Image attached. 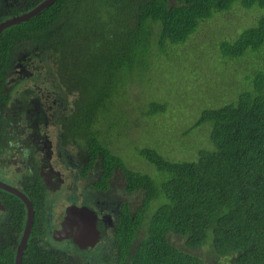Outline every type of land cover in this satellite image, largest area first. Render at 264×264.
<instances>
[{
  "label": "trees",
  "instance_id": "trees-1",
  "mask_svg": "<svg viewBox=\"0 0 264 264\" xmlns=\"http://www.w3.org/2000/svg\"><path fill=\"white\" fill-rule=\"evenodd\" d=\"M41 1H29L28 9ZM236 1L261 12L256 24L220 43L221 57L258 55L264 51V0H56L0 35V90L20 48L52 54L46 62L77 94L74 120L90 160L100 164L102 182L108 186L122 170L126 190L141 197L122 208L115 233L120 257L116 253L112 263L206 264L194 250L208 247L217 262L230 257L236 264H264V60L237 99L202 110L193 128L211 123L212 147L201 149L197 160L137 147L156 168L153 175L129 167L110 146L127 83L148 78L155 57L168 56ZM147 105L148 115L166 109L157 100ZM15 256V245L0 246V264H15ZM49 256L32 239L23 264H51Z\"/></svg>",
  "mask_w": 264,
  "mask_h": 264
},
{
  "label": "flooded vegetation",
  "instance_id": "flooded-vegetation-1",
  "mask_svg": "<svg viewBox=\"0 0 264 264\" xmlns=\"http://www.w3.org/2000/svg\"><path fill=\"white\" fill-rule=\"evenodd\" d=\"M24 1L27 8L22 9L19 5ZM29 1L0 0V22L30 10ZM50 57L52 54L20 48L3 82L0 180L23 192L34 206L27 247L32 239L37 248L43 246L51 264L112 263L116 253L115 259L120 257L115 233L122 208L125 202L131 207L137 204L129 198L136 193L126 190L122 170L114 172L108 186L102 182L100 164L90 160L74 120L77 94L46 62ZM71 209L78 215L72 214L73 220H80L78 212L87 210L86 219L100 231L94 247L81 248L74 233L70 238H57ZM27 217L25 200L0 187V246L13 244L17 254Z\"/></svg>",
  "mask_w": 264,
  "mask_h": 264
},
{
  "label": "rangeland",
  "instance_id": "rangeland-1",
  "mask_svg": "<svg viewBox=\"0 0 264 264\" xmlns=\"http://www.w3.org/2000/svg\"><path fill=\"white\" fill-rule=\"evenodd\" d=\"M239 3L203 21L188 42L168 49V56L155 57L148 78L143 76L124 87L126 95L120 98L121 104L114 112L119 113L120 125L116 128L120 129L111 130L110 146L129 167L156 175V168L138 154L137 147L154 148L174 160H197L201 149L212 147V124L193 128L200 113L204 108L237 99L264 60V51L257 55L251 50L238 58L221 57L220 43L238 36L261 12L257 5L250 9ZM26 5L24 1L19 7L24 9ZM149 100L165 103V111L148 115ZM116 184L119 189L120 179ZM129 198L137 203L141 200L138 194ZM172 239L179 245L183 243L176 235ZM194 251L206 264H236L230 257L217 262L208 247Z\"/></svg>",
  "mask_w": 264,
  "mask_h": 264
},
{
  "label": "water",
  "instance_id": "water-1",
  "mask_svg": "<svg viewBox=\"0 0 264 264\" xmlns=\"http://www.w3.org/2000/svg\"><path fill=\"white\" fill-rule=\"evenodd\" d=\"M56 0H42L40 3H38L36 6L31 8L30 10L23 12L21 14H16L10 17H7L3 21L0 22V35L3 33V31L15 24L21 23L23 21L29 20L47 7L51 6ZM0 187L5 189H9L13 192H15L17 195L21 196L28 207V217L26 222V227L24 231V235L18 245L17 254L15 258V264H23V255L25 252V249L27 247L28 239L31 234L32 228H33V221H34V206L32 202L29 200V198L20 190L14 189L9 186H5V182L0 180ZM88 209V208H86ZM74 209H71L69 211L68 216L66 217L65 222L63 223L62 229L58 230L59 234V240L70 238L73 236L75 238V243L78 244L81 248L86 247H94L99 241H100V231L94 227L93 221L89 218L86 219L87 210H81L78 213H81V219L80 220H73L72 214L78 216L75 214V212H72ZM77 211H79L77 209ZM61 234H64L63 236H60ZM98 264H111V263H98Z\"/></svg>",
  "mask_w": 264,
  "mask_h": 264
}]
</instances>
